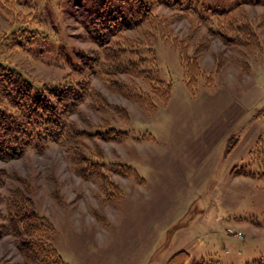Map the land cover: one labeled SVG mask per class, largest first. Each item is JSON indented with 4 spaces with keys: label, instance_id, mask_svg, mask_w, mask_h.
Instances as JSON below:
<instances>
[{
    "label": "rangeland",
    "instance_id": "1",
    "mask_svg": "<svg viewBox=\"0 0 264 264\" xmlns=\"http://www.w3.org/2000/svg\"><path fill=\"white\" fill-rule=\"evenodd\" d=\"M109 1L98 17L100 7L89 0H0V62L32 83L81 81L76 65L87 73L98 57L114 69L135 55L147 57L143 68L152 80L134 74L137 69L92 74L89 85L82 81L88 92L67 116L82 134L0 159V264H60L59 258L66 264H170L173 256L184 258L176 254L187 246L196 254L182 264L264 259V179L235 175V165L228 171L234 159L220 155L222 141L208 156L213 168L203 181H194L196 171L181 156L234 103L241 115L236 122L245 126L264 106V4L220 15L222 34L215 35L185 10L207 17L240 0H159L163 5L147 19L125 29L136 18L126 6L136 1ZM233 23L241 30L232 33ZM179 50L197 58L194 89L186 86ZM155 79L171 83L166 101L153 93L165 91ZM126 93L148 98L155 109ZM111 126L130 134L122 141L95 134ZM256 159L264 163V145ZM119 163L134 168L137 178ZM218 185L230 187L223 199L228 217L218 215ZM23 214H31L30 234L17 222ZM23 242L29 249L21 250Z\"/></svg>",
    "mask_w": 264,
    "mask_h": 264
},
{
    "label": "trees",
    "instance_id": "2",
    "mask_svg": "<svg viewBox=\"0 0 264 264\" xmlns=\"http://www.w3.org/2000/svg\"><path fill=\"white\" fill-rule=\"evenodd\" d=\"M89 1L100 7L99 10L94 12L95 16H98V12H102L103 7L108 8V5L110 4L109 0ZM118 1H120V3H127L126 0ZM134 1L136 2H130L126 6V13H128L129 16L135 15L136 18L133 19L135 22L126 21L123 25L124 29L131 28V24L134 25L136 23L135 25H137L140 22H143L145 19H147L154 6L163 5L162 3H159V0H140V3L138 2V0ZM246 3L264 4V0L236 1L235 3L230 5L227 11L225 10L224 12H217L216 10H213L211 11L210 16L207 17H203L199 14V10L194 11L190 6L185 11H188V13L192 14L198 21L208 25V29L213 34L219 35L222 34V31H220V25L217 18L220 15H225L229 12L232 13L234 9ZM122 13L123 12H121V14ZM213 22L217 25V28L215 29H213L211 26ZM160 25L162 26V24ZM231 26L230 30H232V33H234L233 30H241L242 28V25H239V23H233ZM25 30L28 29H24V32ZM231 36L230 40L233 39ZM226 37L227 39H229V36ZM251 38L252 37H250V39ZM105 47L103 46V49ZM125 49L126 46L119 49V57L124 56L123 54H125ZM197 50H195L194 54H200V51ZM179 54L182 60V64L184 65L185 76L187 78L186 86L194 89L195 78H197L200 73V68L196 61L197 58L196 60H193L192 57L194 54L192 56H188V54L184 53L183 50H179ZM107 55V51L104 50V56L107 57ZM132 58L129 57L126 61H123L124 67L119 64L118 66H116V68L113 69L112 67L105 68V63L101 62L98 57H94L93 62L87 65V73H89V76L82 67H78L76 65L73 68V71L80 73L79 76L80 78L82 77L81 81H66L67 83L64 81V83L59 82L52 85L46 83H32L31 81H29V79H27V76H25L21 72L13 70L8 65L0 62V159L9 160L21 156L28 150L46 149L48 144L54 141L68 143V140L73 138L74 135L82 134L76 131V129H73L67 123V116L69 115V113H72L74 111L77 103L82 100L85 94L88 92L87 86L85 87V84H83L82 81H85L89 85L87 79H89L92 74L102 76L104 75L105 71H108V69L112 70V72L133 71V69H137V73L134 74L141 76L143 79H150V76L148 75L149 73H147L143 68L144 64L147 61V57L143 55H135V58ZM107 59L109 60L111 58ZM116 61L118 62L120 60L116 59ZM150 81L152 80L150 79ZM147 83L150 86L149 82ZM155 84L163 85L165 91L163 92V96L160 95L161 93H156L155 90L153 93L155 94V96L161 98L162 101H166L171 93V83L165 82L160 79H155ZM126 95L133 98V100H135L143 108H146L149 112L155 109V105H152V102L150 101L149 102L151 103V105H148V98H144L140 94L126 93ZM117 109L122 110V108L120 107H118ZM253 118L262 120L264 124V106L256 111ZM108 131H112L113 133L107 135L106 132ZM96 132L97 133L95 134L100 135L101 138H112L115 141H122L130 134L129 131L121 128H116L115 126H111L108 129L103 130L102 132ZM263 141L264 128L256 138L251 149L248 151L246 160L240 165L234 166V169L232 170L233 174L249 176L260 180L264 179V163L256 159V156L261 149V145H264ZM236 142L237 138L231 136L228 138L225 150L227 154L230 153ZM97 161L99 162V160L96 159L89 160V165L96 166L95 164ZM102 161L100 162L101 164L110 167L116 164L112 162L104 163L105 161L102 163ZM119 166L121 168H124L125 172L128 171L127 176L137 178L136 170L131 166L122 163H119ZM30 216L31 214H23L21 216H18L19 219L17 222L22 224L23 232L25 234H30L29 231L31 225L26 223V220H30L27 219ZM12 218L16 217L12 216ZM20 246L22 251L29 249V246H27V243L25 242H23ZM36 250L37 252L39 251V249H35V251ZM176 255H182L184 258L179 259L180 256H178L177 259H173L175 257L173 256L170 259V264H182V262L189 256L186 250L180 251ZM59 261L60 264H66L63 263L60 258ZM46 263L48 264V262ZM51 263L52 262H50V264ZM245 264H264V259H256L251 262H246Z\"/></svg>",
    "mask_w": 264,
    "mask_h": 264
},
{
    "label": "crops",
    "instance_id": "3",
    "mask_svg": "<svg viewBox=\"0 0 264 264\" xmlns=\"http://www.w3.org/2000/svg\"><path fill=\"white\" fill-rule=\"evenodd\" d=\"M234 106H236L235 103ZM234 106L231 105L229 109H225V111L222 112L223 115L221 114V117L214 119V121L203 130L199 137L193 139L188 144L185 152L181 155L183 158L182 162L187 167L196 171L197 176L195 177L194 181H203V176L207 175L208 172L213 168V165L209 164L208 156L212 154V150L214 149V146L217 142H224V147L220 155L222 157L226 156L228 158L232 157V159H234V164L231 166L229 164L227 167L228 171H230L231 167L234 165H240L246 160V155L253 145V141L262 131V123L257 119H253V121H250L247 126L242 125L244 124L242 120L238 121L240 123L239 125L241 126L238 125V129H235L237 132H235L234 127L237 125L236 123H238L236 121L241 115H239L240 111L235 109ZM230 136L237 138V144L233 148L232 153L227 154L225 150L228 138ZM215 165L216 161H214V166ZM205 170L207 171L206 174H204ZM228 171L227 176L230 181V175ZM214 193V198L220 199L218 201V215L220 217H223L224 215L228 217L229 215L226 214V210L230 207L225 204L223 199L230 198L229 196H226L230 195V187L226 185L220 187V185H218V189L215 190ZM187 248L188 246L184 249H186V251H188L191 256L196 254L195 250L190 251Z\"/></svg>",
    "mask_w": 264,
    "mask_h": 264
}]
</instances>
